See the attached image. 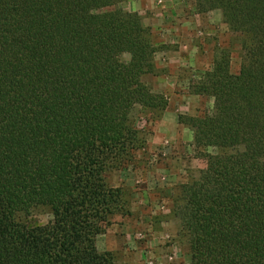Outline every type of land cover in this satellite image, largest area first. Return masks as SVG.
<instances>
[{"label":"trees","instance_id":"obj_1","mask_svg":"<svg viewBox=\"0 0 264 264\" xmlns=\"http://www.w3.org/2000/svg\"><path fill=\"white\" fill-rule=\"evenodd\" d=\"M122 1L0 0V264L113 263L97 239L127 209L104 172L144 148L132 109L169 105L143 81L151 30L111 9ZM195 2L221 11L243 58L233 73L219 51L192 84L213 111L179 116L206 160L183 186L182 231L192 264H264V0Z\"/></svg>","mask_w":264,"mask_h":264},{"label":"rangeland","instance_id":"obj_2","mask_svg":"<svg viewBox=\"0 0 264 264\" xmlns=\"http://www.w3.org/2000/svg\"><path fill=\"white\" fill-rule=\"evenodd\" d=\"M127 1L123 0L111 9L120 8L127 11L124 8ZM186 1L189 5H193L196 12L195 0ZM162 8L164 7L147 9L142 15L136 12L140 15L143 26L151 30L156 47L154 65L159 51L168 49L167 46L162 48L160 45L162 40H169L173 48L179 46L182 51L191 52L193 65L188 76L190 85L185 88L186 90L182 88L178 90L179 95L186 93L188 95L183 101L184 106H181L180 111L183 113L180 115L197 117L211 113L214 100L193 94L192 84L201 80L204 72L212 67L215 56L221 50L230 52L231 70L233 73H238L243 58L241 37L229 30L221 11L215 10L200 14L207 15L208 25L204 28L200 27L205 22H200L199 17L193 16L194 21L191 23L196 25L195 28L191 29V25L186 27L187 32L182 40L171 39L169 37L173 36V32H176V36L181 35V31L177 29L180 26L178 20L171 18L168 21L169 25L163 23L161 26L168 25V27L161 32L157 30L160 23L156 25L143 23L144 17L160 20ZM164 9L175 12L171 7L166 6ZM174 28L176 31L173 30ZM186 55L190 56L189 53H185L184 57ZM129 59L128 54L122 56L125 62ZM159 73L160 71L154 66V72L145 75L143 81L147 84L150 76ZM173 100L176 101L178 108L179 100L177 97ZM163 114L136 105L130 113V120L131 124L140 131V138L145 140L144 148L135 152L132 160L115 162L104 172L107 184L113 188H121L123 191L127 209L126 213L113 216L111 225L97 239L98 248L102 250L107 247V237L111 238V243L114 244L112 264H192L189 242L187 235L182 231L179 211L184 204L183 186L199 178L205 169L206 160L195 149L194 131L187 124H182L185 130L179 132L181 137L171 134L163 136L162 142L159 141L156 137L157 126ZM217 152L216 149L209 150L211 154ZM35 216L42 221L51 218L45 209L37 210Z\"/></svg>","mask_w":264,"mask_h":264},{"label":"crops","instance_id":"obj_3","mask_svg":"<svg viewBox=\"0 0 264 264\" xmlns=\"http://www.w3.org/2000/svg\"><path fill=\"white\" fill-rule=\"evenodd\" d=\"M166 6L168 8L171 7L172 9H174L175 12L170 9H164ZM160 7H164L161 9L162 13H160V20H156L155 18L151 17H144L143 23L145 25H156L157 23H160L157 26V30L161 32L164 28L168 27V21L171 20V18L173 20H178V25L180 26H178L177 29L181 31V35H179L180 37L176 36V32H173V36L171 35V37H169L171 39L178 41V39L181 38L182 40L185 38V34L187 32V29H185L186 27H189L191 25V29L195 28L196 25L193 24V22L191 23V21H194L193 16L194 18L199 17L200 22H205L201 24L202 26L200 28H204L208 25V20L206 18L207 15L202 16L200 14H197L193 5H189L186 0H128L124 4V8L127 11L139 12L140 15L146 13L147 9L155 10L156 8ZM175 13H177V15H175ZM163 23H166L168 25L161 26ZM173 30L176 31V28H174ZM160 45L162 46V48H164V46H167L168 49H162L161 51H159L158 56L156 55L155 67L157 71H160V73L150 76L149 80L147 81V85H149L155 93L169 96V105L163 114L162 120L157 126L156 137L160 142H162L163 136L177 134L181 137L182 135L179 132H183L185 130L184 126L179 123L178 118L179 115L183 113L180 112L182 110L181 106H184L183 101H185L186 96L188 95H186L187 93L185 95H179L178 90L180 91L181 88L186 90L185 88L189 87L190 81L188 79V76L191 72V67L193 64H191V52H184L179 46L173 48V46H171L169 40L167 39H165L164 41H160ZM185 53H189L190 56L188 57L186 55L184 57ZM174 97H177V99L179 100L178 108L176 105V101L173 100ZM152 147H154V145H152ZM97 244H99V242ZM106 245L107 247L105 249H100L99 251H114V244L111 243V238L107 237Z\"/></svg>","mask_w":264,"mask_h":264}]
</instances>
